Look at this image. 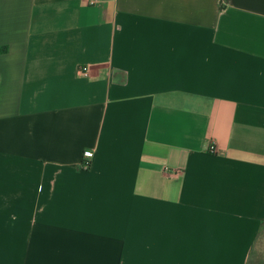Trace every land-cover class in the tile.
<instances>
[{
  "label": "crops",
  "instance_id": "obj_1",
  "mask_svg": "<svg viewBox=\"0 0 264 264\" xmlns=\"http://www.w3.org/2000/svg\"><path fill=\"white\" fill-rule=\"evenodd\" d=\"M263 227L264 0H0V264H264Z\"/></svg>",
  "mask_w": 264,
  "mask_h": 264
},
{
  "label": "built area",
  "instance_id": "obj_2",
  "mask_svg": "<svg viewBox=\"0 0 264 264\" xmlns=\"http://www.w3.org/2000/svg\"><path fill=\"white\" fill-rule=\"evenodd\" d=\"M77 74L79 76L87 77L89 76V67L88 66H80L77 69ZM214 150V147H211ZM94 158V153L92 151H84L82 154V159L80 163V167L82 169H89L92 165Z\"/></svg>",
  "mask_w": 264,
  "mask_h": 264
},
{
  "label": "rangeland",
  "instance_id": "obj_3",
  "mask_svg": "<svg viewBox=\"0 0 264 264\" xmlns=\"http://www.w3.org/2000/svg\"><path fill=\"white\" fill-rule=\"evenodd\" d=\"M253 254L254 262L264 263V227L261 230V235L256 247L254 248Z\"/></svg>",
  "mask_w": 264,
  "mask_h": 264
}]
</instances>
